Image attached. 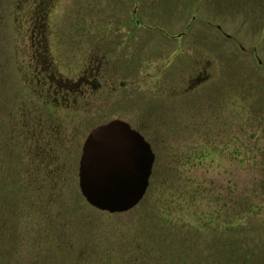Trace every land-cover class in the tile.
<instances>
[{
    "label": "rangeland",
    "instance_id": "obj_1",
    "mask_svg": "<svg viewBox=\"0 0 264 264\" xmlns=\"http://www.w3.org/2000/svg\"><path fill=\"white\" fill-rule=\"evenodd\" d=\"M115 119L156 161L142 201L109 215L85 202L78 168ZM49 148L47 187L34 174ZM21 254L264 264V0H0V264Z\"/></svg>",
    "mask_w": 264,
    "mask_h": 264
},
{
    "label": "water",
    "instance_id": "obj_2",
    "mask_svg": "<svg viewBox=\"0 0 264 264\" xmlns=\"http://www.w3.org/2000/svg\"><path fill=\"white\" fill-rule=\"evenodd\" d=\"M154 160L150 144L128 123L115 119L99 125L82 147L80 193L99 212H130L146 194Z\"/></svg>",
    "mask_w": 264,
    "mask_h": 264
},
{
    "label": "trees",
    "instance_id": "obj_3",
    "mask_svg": "<svg viewBox=\"0 0 264 264\" xmlns=\"http://www.w3.org/2000/svg\"><path fill=\"white\" fill-rule=\"evenodd\" d=\"M41 46H42V50H43V54H44V59H47L48 50H47V47H46V43L42 42ZM42 67H45L43 62L40 63V65L37 66V68H36L37 71L36 72L40 71V69ZM40 138H41V136H40ZM45 152H47L48 154H47V157H45L44 160H43L44 169H42V168L40 169V171L43 170V171H41V174H37V173L34 174V179H35L34 182H37V181L41 180V184L45 185V183H48L47 187H49L51 185L52 186H56L55 183L57 181V177H55L53 175L55 174L57 176V174H56L57 172L56 171H55V173H53V172L50 173L49 172L50 167L53 166L54 165L53 163H55V161H56V157L54 158V156L52 154V153H54L52 148H49L48 151H45ZM44 185L43 186L41 185V186L45 187ZM33 190H34V187L29 189V190L26 189V192H30V191H33Z\"/></svg>",
    "mask_w": 264,
    "mask_h": 264
},
{
    "label": "flooded vegetation",
    "instance_id": "obj_4",
    "mask_svg": "<svg viewBox=\"0 0 264 264\" xmlns=\"http://www.w3.org/2000/svg\"><path fill=\"white\" fill-rule=\"evenodd\" d=\"M35 23H33V25H34ZM37 28H38V26H35V29L34 30H37ZM39 73H40V76H42L41 78H42V80H46V77H47V75L46 74H44V72H45V69H44V67H42L41 69H40V71H38ZM204 75V76H203ZM197 77H202L203 78V80H208V79H210V77H211V74H209V72L207 71V69L205 68L204 70H203V72H199V74H197L196 75ZM200 80V79H199ZM133 129V128H132ZM135 130V129H134ZM137 131V130H136ZM141 134V133H140ZM143 136V135H142ZM144 137V136H143ZM144 139H145V137H144ZM146 140V139H145ZM147 141V140H146ZM149 144H150V142L149 141H147ZM150 146H151V144H150ZM151 149H152V146H151ZM152 152H153V150H152ZM154 154V153H153ZM155 156V155H154ZM155 161H156V158H155V160H154V163H153V167H152V173H153V170H154V165H155ZM151 176H152V174H151ZM151 176H150V179H151ZM150 179H149V184H148V188L150 187ZM148 188H147V190H148ZM147 192V191H146ZM11 251H13V250H11ZM13 256H14V254H13ZM24 259V254H21V256H19L18 255V257H17V261H18V264H21V262H22V260ZM12 260V259H11ZM13 261V260H12ZM10 264H13L12 262H10Z\"/></svg>",
    "mask_w": 264,
    "mask_h": 264
}]
</instances>
